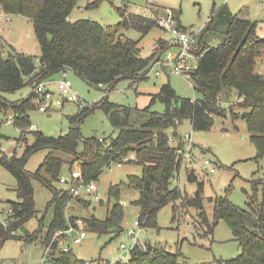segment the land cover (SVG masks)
Here are the masks:
<instances>
[{
  "label": "trees",
  "instance_id": "1",
  "mask_svg": "<svg viewBox=\"0 0 264 264\" xmlns=\"http://www.w3.org/2000/svg\"><path fill=\"white\" fill-rule=\"evenodd\" d=\"M78 2L0 0V6L6 12L20 13L33 19L41 45L40 55L19 52L15 48L8 56L0 55V108H13L14 121L22 128L20 140L25 144L21 154L17 153V149H14V153H8L0 145V163L16 175V189L20 197L9 203L10 212L5 218L0 216V248L8 238L16 236L17 229L36 215L33 178H38L52 187L55 193L50 201L55 204L54 217L44 238L49 249L48 264H93L92 260L77 256L72 247L68 251L58 249L59 238H54L59 229L65 230L71 225H77V217H67L65 211L74 195L69 190H58L53 186V180L58 179L64 161L55 150L72 155V162L78 161L80 179L85 183L99 178L113 162L135 152V157L127 162L142 164L143 172L141 175L130 174L127 184L140 190L139 197L134 200L140 207L139 225L157 226L158 211L168 203L174 204L175 217L182 205L195 207L200 210L202 225L207 226L210 232L220 219H225L242 246L238 256L221 259L220 264H264V191L261 197L255 191L247 208L233 202L228 196H210L208 201L213 203L214 216L210 219L204 181L199 179L195 168L187 169L189 180L199 181L194 194L173 184L183 163L177 145L181 146L185 141L180 135L178 144H173L168 132L171 127L176 129L184 118H190L195 129L207 130L214 128L220 118L224 123L221 128L227 130V119L243 117L248 121L258 157H264V73L256 68L264 53V37L258 34L259 21L250 18L244 11L234 13L226 4L213 10L203 34L215 31L221 40L215 45L201 40L200 47L196 48L197 53L203 52L195 73V87L202 93V97H182L171 82L164 83L161 90L152 97V102L158 98L165 103L163 111L151 109L150 106L139 109L111 101L106 96L100 102L85 107L73 119L80 122L94 108L101 107L118 128L116 136L110 140L84 138L79 126L71 127L60 136H50L41 130L28 128L32 126L30 111L36 106L33 92L18 101H12L2 93L26 84L36 86L38 82L68 68L76 70L88 81L108 85L110 91L121 78L147 77L150 64L157 60L152 56H144L139 40L129 36L126 29L134 27L143 35L146 34L158 24L159 12L163 10L155 9L153 14L122 10V19L118 24L104 25L91 18L71 20L70 14ZM100 2L92 0L87 6H96ZM179 11L176 9L172 14L178 18ZM233 91L235 100H226L224 96ZM31 131L33 140L30 142L27 132ZM175 133L178 134L177 130ZM81 140L83 148L80 149ZM43 148L50 149L41 165L43 169L30 171L26 167L29 157ZM254 181L264 184V177L255 178ZM120 190V183L112 184L109 196L119 198ZM76 198L84 200L83 197ZM123 217V203L118 200L109 208L106 218L92 215L84 219L93 231L119 234L124 229ZM38 235L39 231H35L27 238H37ZM103 263L101 259L98 262ZM113 264L190 263L182 251L174 252L163 244L146 241L137 242L127 259H117Z\"/></svg>",
  "mask_w": 264,
  "mask_h": 264
},
{
  "label": "rangeland",
  "instance_id": "2",
  "mask_svg": "<svg viewBox=\"0 0 264 264\" xmlns=\"http://www.w3.org/2000/svg\"><path fill=\"white\" fill-rule=\"evenodd\" d=\"M92 0H79L70 14L71 20L78 18H91L104 25L118 24L121 19V11H134L142 14H153L155 9L163 10L158 17L174 10L179 11V24L197 32L196 48L200 47L201 40L209 45L218 44L221 37L215 31L204 33L213 10H218L222 4H226L231 11L239 13L244 11L246 15L258 20V34L264 37V0H101L96 6H87ZM10 17V19L7 18ZM204 30V31H203ZM126 33L139 40L144 56H152L158 59H166L167 53L179 51L180 46L171 45L169 30L158 19V24L149 32L142 34L137 28L130 27ZM166 47L162 52L161 50ZM13 48L19 52L41 54V45L37 38L34 21L32 18L14 12H6L0 6V55L8 56ZM168 48V49H167ZM191 62H196L191 57ZM161 61H152L148 75L145 78L135 79L124 77L117 81L115 87L108 91V85L84 79L81 74L72 68L55 73L47 80L54 86L55 82L66 74L73 80L75 92L82 101H71L58 105L48 111H40L37 106L30 111V118L36 126L46 135L60 136L67 133L71 127L79 126L84 138L96 137L111 139L118 134V128L113 125L106 111L101 107L94 108L78 122L73 117L82 112L85 107L92 106L103 100L106 96L111 101L124 105L146 109L163 111L165 103L160 99L152 102V97L157 94L164 83L171 82L180 96L199 98L202 93L195 87L193 78L163 69ZM257 70L264 73V53L257 62ZM161 72L158 73L157 71ZM65 72V73H64ZM35 86L26 84L13 91H4L2 94L12 101L22 100L34 92ZM33 95V93H32ZM235 92L224 96L226 100H235ZM15 119L13 108H0V145L8 153L21 154L25 144L20 140L22 128ZM77 121V122H76ZM222 119L218 118L212 129H195L190 118H184L177 128H169L168 132L173 144H178L180 135L186 138L189 135L192 142L194 157L191 162L184 161L173 180L183 191L194 194L199 187V181H191L187 176V169L195 168L199 179L204 181V194L207 198L206 208L210 219H213V203L208 201L210 196H228L233 202L247 208L251 195L257 191L259 197L264 191L262 182H255V178L264 177V157H258V151L251 138L248 121L239 117L227 119V130L222 129ZM28 128L34 130L32 127ZM177 130L178 134L175 133ZM28 140H33V132H27ZM83 148V141L79 143ZM49 148L35 151L28 159L27 169L32 172L42 170V163L49 154ZM64 161L61 165L58 179L53 180V186L59 189L69 190L73 182L85 183L80 179L78 161L72 162L73 157L62 150H55ZM205 157L213 160L216 171L211 172L203 165ZM189 163V164H188ZM143 165L136 162H125L122 165L114 164L107 167L99 178L93 180L96 190L91 193L83 189L81 195H74L66 205L67 217L78 218L96 215L106 218L109 208L118 200L123 203L124 229L121 233H99L91 230L86 224L70 232L64 239L58 241V249L70 245L72 251L79 257H83L98 264L101 259L103 264H113L117 259H127L130 256V247L134 243L133 231L140 243L150 241L153 244H163L171 251H182L190 264H220L221 259L236 257L242 251L240 242L234 237L232 227L225 219H220L210 232L207 226L202 225L200 210L195 207L182 205L175 217L174 204L168 203L160 208L157 215V226L142 227L136 224L139 219L140 207L134 203L139 197L140 190L129 186L130 174L141 175ZM16 175L4 164L0 163V216L5 218L10 212L9 203L19 200L16 189ZM120 183L119 198L109 196V188L112 184ZM35 188V202L37 213L22 227L16 230V236L8 238L0 248V264H48L49 249L44 242L49 226L53 220L55 204L50 201L55 197L52 187L41 179L33 178ZM95 194L99 195L96 199ZM76 197H83L79 200ZM84 228L87 235L82 242L75 243L74 235ZM39 231L37 238H27L31 233ZM126 243L127 247H122Z\"/></svg>",
  "mask_w": 264,
  "mask_h": 264
},
{
  "label": "built area",
  "instance_id": "3",
  "mask_svg": "<svg viewBox=\"0 0 264 264\" xmlns=\"http://www.w3.org/2000/svg\"><path fill=\"white\" fill-rule=\"evenodd\" d=\"M10 19L9 16H7ZM211 18V16H210ZM209 18V19H210ZM178 18L173 15L172 13L161 15L159 17V22L169 30L170 33V42L169 46L171 45H178L180 46L179 51H169L167 53L166 59H162L160 54L159 58L156 61H161L163 63V69L168 71H172L178 74H183L186 77L195 79V73L199 67V59L203 55L202 53H197L196 51V44L197 40V32L194 29H189L181 26L178 22ZM167 48V49H168ZM191 57H194L196 62H191ZM155 61V62H156ZM158 73L161 71L158 70ZM65 73V72H64ZM148 75V73H147ZM33 100L35 105L39 108L40 111H48L57 107L58 105H63L67 102L71 101H82V98L78 95L77 92L74 90L73 80L69 78L66 74H63V77L58 79L54 86L50 84V81L42 80L38 82L34 88L33 92ZM14 120L12 117L9 118V121ZM33 127V126H32ZM187 139H183L185 142L183 145H177V150L179 155L182 158V161L189 162L188 160H192L194 157V153L192 150V142L188 138L189 135H186ZM172 140L174 138H171ZM135 157V152H131L129 155L125 156L122 160L113 162L110 166L117 164L122 165L123 163L127 162L129 159ZM189 164V163H188ZM203 165L205 168L210 170L211 172L216 171V167L213 165V160L209 157H205L203 160ZM97 186L93 181L88 183H76L73 182L70 190L73 195H81L83 189L87 192L93 193L96 190ZM96 199H99V195L95 194ZM136 224H139V220L135 221ZM85 225L86 221L84 218L77 219V225H71L68 229L62 230L59 229L55 233V239L59 238L61 241L62 239L66 238L62 236L63 234L67 235L80 228V225ZM133 238L134 243L131 244L130 249L137 243L139 240L136 238V234L133 231ZM87 235V231L84 228L78 230L77 234L74 235V242L80 243L82 242L83 238ZM122 247L126 248L127 244L122 243ZM70 245H65L63 249L65 251L70 250Z\"/></svg>",
  "mask_w": 264,
  "mask_h": 264
},
{
  "label": "crops",
  "instance_id": "4",
  "mask_svg": "<svg viewBox=\"0 0 264 264\" xmlns=\"http://www.w3.org/2000/svg\"><path fill=\"white\" fill-rule=\"evenodd\" d=\"M33 127H35V128H33V129H36V126L33 124Z\"/></svg>",
  "mask_w": 264,
  "mask_h": 264
}]
</instances>
